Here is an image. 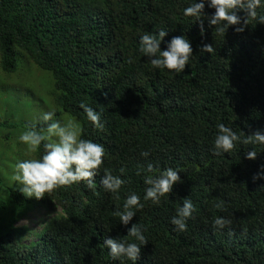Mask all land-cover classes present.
<instances>
[{
	"label": "trees",
	"instance_id": "1",
	"mask_svg": "<svg viewBox=\"0 0 264 264\" xmlns=\"http://www.w3.org/2000/svg\"><path fill=\"white\" fill-rule=\"evenodd\" d=\"M189 2L0 0L1 71L16 70L17 50L49 71L55 117L74 116L81 137L105 149L94 188L81 181L27 198L10 175L23 158L10 137L16 126L45 125L0 121V264H132L112 259L103 241L129 239L133 223L146 229L147 240L135 264H264V180L252 179L264 165V145L237 144L225 154L213 149L218 123L238 134L264 130V25L250 22L240 33L233 31L239 25L229 26L223 40L205 18L214 9L205 4V17L193 21L183 16ZM159 30L166 31L161 50L175 36L190 41L182 73L153 69L139 52L140 36ZM204 44L214 51L202 53ZM81 103L100 114L102 129L87 121ZM252 150L255 159L245 158ZM42 154L43 145L34 156ZM149 163L180 171V182L158 205L143 200L144 173L136 175ZM104 169L125 180L119 199L101 186ZM131 192L144 206L122 226L114 213ZM183 198L195 211L181 232L170 219ZM55 206L61 213L42 220L30 241L20 219ZM216 217L231 223L214 229Z\"/></svg>",
	"mask_w": 264,
	"mask_h": 264
},
{
	"label": "clouds",
	"instance_id": "2",
	"mask_svg": "<svg viewBox=\"0 0 264 264\" xmlns=\"http://www.w3.org/2000/svg\"><path fill=\"white\" fill-rule=\"evenodd\" d=\"M205 4L214 12L205 17ZM264 0H190L188 6L183 9V16L192 18L193 21H200L205 17L209 27L215 29V35L224 40L229 26L234 27L233 31L240 33L244 31L246 25L250 22L264 25ZM243 13L238 15L237 13ZM203 25H200V32L203 34ZM166 35L165 30H159L156 34L144 33L139 38V52L148 58V62L153 69L164 70L175 73H182L186 64H189L192 57L193 49L190 41L183 35L172 37L167 42L164 50L160 49V44ZM200 51L202 53H212V45L204 44ZM129 63L132 62L131 57ZM79 107L83 110L87 121L92 126L102 129L103 124L100 120V114L85 103ZM40 121L45 125L37 130L36 125L26 126L25 130L18 136V141L25 145L26 154L29 158L16 162L13 181L20 187L19 191L27 198L39 200L45 193H51L53 190L62 186H69L81 181L86 182L88 188H94V179L96 170L100 168L105 156V149L102 144L95 143L91 140L81 137V128L78 123L66 122L61 123L54 120V111L50 110L40 116ZM216 135L213 140V149L215 154L229 153L237 144L264 145V130H257L252 134L245 135L242 131L238 134L230 127L222 123L216 125ZM43 145V154L38 157L32 154L37 153L40 146ZM256 151H248L247 159H255ZM141 157H148L149 151H141ZM144 173L143 200L151 201L152 204L158 205L161 198L169 194L175 183L180 182V172L176 168H165L160 170L154 168L151 163L146 168L138 167L136 175ZM124 173V169H120ZM253 181L256 179L264 180V165L259 166L258 172L253 175ZM103 189L112 193L119 199V191L125 180L120 176L113 175L109 169H104L103 176L100 180ZM264 187V186H261ZM141 198L135 192L129 193L122 205V208L114 214L118 217L119 223L128 225L135 215V210L143 208ZM217 208L221 205L217 204ZM195 211L193 202L188 198L182 199L181 206L176 208L175 215L171 217L170 223L175 226L177 231L187 229V220ZM25 216H33V226L24 225L29 234V240H36V234L43 225L42 220L47 221L61 213L59 207L55 206L53 210L47 211L41 208L27 211ZM231 223L224 217H216L212 221L214 229H224ZM22 225V224H19ZM146 229L138 223H133L127 229L129 239H104L103 244L108 249V254L112 259H127L135 264L139 258L141 247L147 242L144 232ZM131 241V242H130Z\"/></svg>",
	"mask_w": 264,
	"mask_h": 264
},
{
	"label": "rangeland",
	"instance_id": "3",
	"mask_svg": "<svg viewBox=\"0 0 264 264\" xmlns=\"http://www.w3.org/2000/svg\"><path fill=\"white\" fill-rule=\"evenodd\" d=\"M17 50V68L14 72L5 74L0 68V121L6 120L12 122L14 120L23 124L24 121L31 123L40 122V116L50 110L54 111V120L60 121L62 124L66 122L78 123L74 116L68 114L55 117L56 106L54 104L53 81L49 71L43 70L33 62V60L23 54L19 55ZM49 83V84H48ZM36 100V103H34ZM25 130L23 127H17L15 135L11 136L18 142V136ZM22 150L23 158H29L26 154L25 145L19 142ZM34 156V154H32ZM11 172L10 175H13ZM29 213V212H26ZM33 216H26L20 219L22 225L33 226V221L29 219Z\"/></svg>",
	"mask_w": 264,
	"mask_h": 264
}]
</instances>
